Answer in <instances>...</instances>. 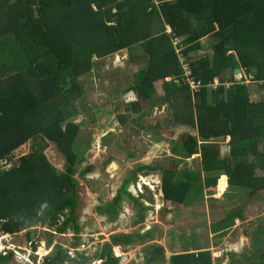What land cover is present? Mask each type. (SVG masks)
<instances>
[{
  "label": "trees",
  "instance_id": "1",
  "mask_svg": "<svg viewBox=\"0 0 264 264\" xmlns=\"http://www.w3.org/2000/svg\"><path fill=\"white\" fill-rule=\"evenodd\" d=\"M158 2L161 5L157 7L154 0H0L3 233L19 235L43 221L60 235L72 231L76 235L74 246L80 244V182L76 175L85 160L78 147L81 125L75 122L79 116L77 103L85 97L80 80L92 72L95 58H106L123 49H128L130 63L145 62L147 67L129 88L137 101L127 105L126 114L119 117L121 126L126 128L131 117L140 130L155 129L147 123L145 106H156L165 94L162 109L168 108L170 123L194 131L174 143L169 166L139 165L117 197L107 204L110 215L118 217L123 197H127L143 211L132 226L145 221L144 213L149 208L129 190L139 172L145 170L162 173L168 206L205 203L207 187L215 191L223 175L228 177V190L239 199L241 193L264 190V175L259 176V171L264 173V0ZM168 27L172 34L167 33ZM175 36L187 37L184 46L192 45L184 47V53L197 80L206 86L218 80L216 90L205 88L193 96L185 83ZM206 37L214 40L211 54L193 61L191 53L202 49L201 41ZM240 69L254 74L257 83L226 89V84L235 82V72ZM29 142L34 143L33 150L15 160L14 153ZM39 142L56 144L67 158L65 171L51 164ZM195 156H200V170H181ZM92 170L89 166L83 173ZM247 209L241 205L219 218L212 228L214 234L226 235L236 219H245ZM197 210L186 211L187 223L204 220L205 215ZM181 226L188 225L183 220ZM258 232L264 236L263 228ZM31 234L25 232L36 252ZM155 237L152 231L112 235L93 261L121 264L122 258L113 253L114 248L143 244ZM149 246L144 256L146 264H223L228 256L225 251L219 258L209 251L169 256L165 247ZM86 256L77 253L73 259L57 246L43 264H91ZM245 258L247 264H255L258 258L264 261V250L260 257ZM11 261L12 257L0 255V264Z\"/></svg>",
  "mask_w": 264,
  "mask_h": 264
},
{
  "label": "rangeland",
  "instance_id": "2",
  "mask_svg": "<svg viewBox=\"0 0 264 264\" xmlns=\"http://www.w3.org/2000/svg\"><path fill=\"white\" fill-rule=\"evenodd\" d=\"M146 67L145 62L142 65L130 63L128 49H123L106 58H95L92 72L80 80L85 97L77 103L79 116L75 122L81 125L78 147L85 159L76 175L80 182L82 240L78 246H74L77 244L74 241L76 235L72 231L60 235L47 222L36 223L29 230H32L31 240L35 242L39 253L37 264H43L46 258L52 256L57 246L65 252L71 251L74 257H77V253H86L91 264H102L93 260L98 251L100 253V249L110 242L112 235L145 231L154 232L157 241L114 248L113 253L122 258L121 264H146L144 256L150 244L163 245L169 256L210 251L214 258H219L221 251H225L228 256L223 264H247L246 255L249 258L251 255L260 257L264 250V236L258 232L264 229V190L241 193L239 199L234 196L233 190H228L225 176L219 179L215 191L207 187L205 203L195 202L190 207L181 204L168 206L162 173L145 170L139 172L137 181L129 189L149 208L144 213L145 221L137 227L132 226L143 211L135 201L127 197H123L124 202L116 219L109 214L107 204L117 197L126 179L133 175L139 165L169 166L174 156V143L183 141V134L194 131L188 127L181 130L170 123L167 108L162 109L165 94L158 99L156 106H145L147 123L155 129L140 130L133 123L135 120L128 118L129 115L126 116L127 127L121 126L119 117L126 114L127 105L137 100L129 88L134 84L136 75ZM39 144L44 146L46 156L57 170L67 169V158L56 144ZM33 146V142L23 145L14 153V159L18 160L29 154ZM186 164L181 170L197 171L200 170L201 160L195 156L187 160ZM89 166L93 170L83 173ZM6 168H11V165ZM261 175L264 173L259 171V176ZM222 183L225 187L223 190ZM241 205L248 208L246 218L235 220V225L227 230L226 235L214 234L212 228L219 218H224L232 209ZM192 208H198L205 215L202 222L193 225L186 222L188 218L184 217L189 214L186 211H191ZM183 220L187 227L181 226ZM25 232L27 231L6 236L7 241L0 243V246L13 244V250L22 253H16V256L14 253L9 264H29L28 257L23 255L30 246ZM207 248L210 249L206 250ZM232 255H235V260L230 258ZM256 263L264 264V261L258 258Z\"/></svg>",
  "mask_w": 264,
  "mask_h": 264
},
{
  "label": "built area",
  "instance_id": "3",
  "mask_svg": "<svg viewBox=\"0 0 264 264\" xmlns=\"http://www.w3.org/2000/svg\"><path fill=\"white\" fill-rule=\"evenodd\" d=\"M173 41H174L175 47L177 48V52H178V55L181 59V62L184 64L185 83L190 86V88L193 92V95L196 96L197 94H201L205 88H208L211 90H216L220 86V83L218 81H215V83L210 85V86H206L203 84V82L198 81L197 78L195 77L192 68L188 64V57L184 53V46L182 43V38L175 36ZM255 80H256L255 76L251 75L250 78L247 79L246 84L249 85L250 83H252ZM237 84H243V83H241V78L237 79ZM233 85H235V84H227L226 88L229 89Z\"/></svg>",
  "mask_w": 264,
  "mask_h": 264
},
{
  "label": "clouds",
  "instance_id": "4",
  "mask_svg": "<svg viewBox=\"0 0 264 264\" xmlns=\"http://www.w3.org/2000/svg\"><path fill=\"white\" fill-rule=\"evenodd\" d=\"M171 34H172V31H171ZM241 70V73L240 74H236L235 73V75H236V78H235V82L233 83V84H237V79L238 78H241V83H243V84H237V85H245V86H251V85H254L255 83H257L256 82V80L255 81H253L252 83H250L249 85H247L246 84V82H247V79H249L250 78V76L251 75H254V74H247V72L248 71H246V70H243V69H240ZM255 76V75H254ZM215 81H218V80H215ZM219 82V81H218ZM215 83V82H214ZM213 83V84H214ZM220 83V82H219ZM227 85V84H226ZM226 85H225V87H226ZM227 89V88H226ZM229 138L227 139V142H229ZM199 158H200V156H198ZM223 176H226V175H223ZM227 187H228V177H227ZM239 220H241V219H239ZM1 226V225H0ZM26 231H32V230H29V229H27ZM145 233V232H144ZM6 236H12L11 234H6V233H3L2 232V236L0 237V243H4L5 241H7V239H6ZM15 246L13 245V244H4V245H2V246H0V255H2V256H4V257H14V253H15V256H16V253H20V254H22L21 252H17V250H13V248H14ZM164 247V246H163ZM166 248V247H165ZM210 252V251H209ZM69 253V255L73 258V259H75V258H77V257H74L73 256V254H72V252L70 251V252H68ZM29 254V255H28ZM191 254V253H190ZM194 254V253H193ZM23 255H25V256H27L28 257V259H29V264H37V259H38V257H39V253H37V250H36V252H34L33 251V248H32V244H30V246H29V248H26V250H25V252H24V254ZM174 255H181V254H174ZM174 255H172V256H174ZM119 258H121V257H119Z\"/></svg>",
  "mask_w": 264,
  "mask_h": 264
},
{
  "label": "crops",
  "instance_id": "5",
  "mask_svg": "<svg viewBox=\"0 0 264 264\" xmlns=\"http://www.w3.org/2000/svg\"><path fill=\"white\" fill-rule=\"evenodd\" d=\"M109 1H112V0H109ZM124 1H127V0H121V2H124ZM154 5L155 6H159V5H161V4H159V2H158V0H154ZM114 11H116V9H114ZM216 28L218 29V25L216 26ZM171 31H172V28L171 27H168V31H167V33L168 34H171ZM186 40H187V37H185V38H182V43H183V46H184V42H186ZM213 41L214 40H212V37H206V38H204L202 41H201V44H202V49H200V50H198V51H194V52H192L191 53V56L190 57H192L193 58V61H194V59L195 58H199V56H209V54H211V52L209 51V49L211 48V46H212V44H213ZM188 47H191L192 45H187ZM187 46H184L185 48L187 47ZM253 89V88H252ZM256 91V90H255ZM130 93H133V92H130ZM193 96H195V95H193ZM137 98V97H136ZM137 101V100H136ZM135 102V101H134ZM166 109V108H165ZM167 110H168V108H167ZM245 218H246V214H245ZM236 220H238V219H236ZM236 227H237V225L234 227V229H236ZM146 232V231H145ZM148 241H150V242H152L151 240H147V242ZM154 241H157L156 240V237H155V240ZM150 245H152V246H154V245H160V244H150ZM160 246H163V245H160ZM247 256V255H246ZM245 256V257H246ZM231 259H234V258H231ZM235 260V259H234ZM231 264V263H230ZM255 264H257V263H255Z\"/></svg>",
  "mask_w": 264,
  "mask_h": 264
},
{
  "label": "water",
  "instance_id": "6",
  "mask_svg": "<svg viewBox=\"0 0 264 264\" xmlns=\"http://www.w3.org/2000/svg\"><path fill=\"white\" fill-rule=\"evenodd\" d=\"M235 73L236 74H240L241 73V70H237ZM226 179H227V176H226Z\"/></svg>",
  "mask_w": 264,
  "mask_h": 264
},
{
  "label": "bare ground",
  "instance_id": "7",
  "mask_svg": "<svg viewBox=\"0 0 264 264\" xmlns=\"http://www.w3.org/2000/svg\"><path fill=\"white\" fill-rule=\"evenodd\" d=\"M147 183V182H146ZM121 253V252H120ZM98 264H100V263H98Z\"/></svg>",
  "mask_w": 264,
  "mask_h": 264
}]
</instances>
